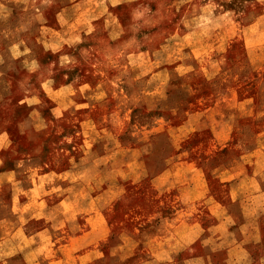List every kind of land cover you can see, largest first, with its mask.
Returning a JSON list of instances; mask_svg holds the SVG:
<instances>
[{
	"label": "rangeland",
	"instance_id": "rangeland-1",
	"mask_svg": "<svg viewBox=\"0 0 264 264\" xmlns=\"http://www.w3.org/2000/svg\"><path fill=\"white\" fill-rule=\"evenodd\" d=\"M90 261L264 264V0H0V264Z\"/></svg>",
	"mask_w": 264,
	"mask_h": 264
},
{
	"label": "crops",
	"instance_id": "crops-1",
	"mask_svg": "<svg viewBox=\"0 0 264 264\" xmlns=\"http://www.w3.org/2000/svg\"><path fill=\"white\" fill-rule=\"evenodd\" d=\"M45 176H48V175H45ZM252 180H255L256 181V179H254L253 177H252ZM110 193H113V194H110V200H109V203H112L117 197H118V195L119 194H115L113 191H110ZM104 194H108V192L107 193H100L99 195H97L98 197L96 198V199H98V198H100L101 196H104ZM41 198V197H40ZM41 200V199H40ZM39 201V200H38ZM66 201L67 202H70V205L71 206H73L72 204H73V200H71L70 198H67L66 199ZM96 201V200H95ZM62 202H64V203H66L65 201H62ZM236 202H238V199H234V203H236ZM107 203V202H106ZM251 205H253V203L252 204H250V206ZM249 206V207H250ZM240 207H242L243 208V206H242V204H240ZM245 207V206H244ZM259 206L257 205V204H255V212L257 211V209H259L258 208ZM250 209H252V208H250ZM93 227V226H92ZM95 228L98 230V228H97V226L95 227L94 226V230H95ZM230 235H232V233L230 234ZM233 236V235H232ZM251 236V235H250ZM231 237V236H230ZM82 238V237H81ZM226 239H228V237H224V239H222V241L223 240H226ZM243 240V241H242ZM250 240V238H249V236H246V235H244V239H241V240H239V239H234V241L232 242V243H234V244H241L240 246L239 245H233V246H231L230 247V249H229V251L228 252H232V251H234V250H236V249H238V248H241V250L238 252V254H240V257H248L249 256V254H248V252H247V250H246V248H244L243 249V247H242V244H244V243H246V241H249ZM90 253H92V251H90ZM236 253V252H235ZM94 254V253H93ZM93 254H91V258H92V261L93 260H96V259H98V257H97V253H95L94 255ZM99 257H101V256H99ZM78 258L80 259H82V258H84V256H81V255H79L78 256ZM203 257L201 256V257H197L196 259H193V260H197V261H200L199 259H202ZM203 260V259H202ZM92 261H90V262H92ZM85 264H88L87 262L85 263ZM92 264H93V262H92Z\"/></svg>",
	"mask_w": 264,
	"mask_h": 264
}]
</instances>
